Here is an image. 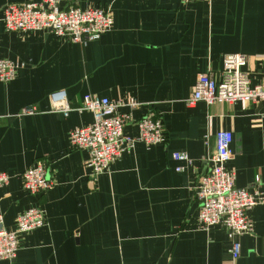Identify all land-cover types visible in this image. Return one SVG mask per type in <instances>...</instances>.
Listing matches in <instances>:
<instances>
[{
    "label": "crops",
    "instance_id": "0c3cea01",
    "mask_svg": "<svg viewBox=\"0 0 264 264\" xmlns=\"http://www.w3.org/2000/svg\"><path fill=\"white\" fill-rule=\"evenodd\" d=\"M23 1L38 0H0V58L18 65L0 81V172L9 175L0 215L11 230L19 212L41 206L46 221L0 264H264V202L248 209L250 231L232 260L226 231L199 226L195 197L213 135L225 129L235 186L264 198V102L184 103L197 76L219 70L230 53L245 55L252 82L264 78V0H75L112 17L111 28L86 44L6 30L4 5ZM57 89L74 108L66 117L50 111L48 94ZM85 93L122 101L118 111L135 119L159 117L165 142H136L107 172L90 175L88 150L69 140L91 121L77 109ZM28 105L39 111L19 114ZM123 133L135 136L136 127L128 123ZM175 151L188 161L172 158ZM39 159L53 186L30 194L20 174Z\"/></svg>",
    "mask_w": 264,
    "mask_h": 264
},
{
    "label": "built area",
    "instance_id": "2783aa9c",
    "mask_svg": "<svg viewBox=\"0 0 264 264\" xmlns=\"http://www.w3.org/2000/svg\"><path fill=\"white\" fill-rule=\"evenodd\" d=\"M191 1V0H182ZM8 31H49L55 36L74 43L86 44L97 40L112 26V17L106 8L79 6L75 0H38L8 2L3 7L1 17ZM246 57L240 53L225 55L217 71H207L197 76L191 93L184 100L187 107L201 101L213 103H235L237 101L264 102V78L252 82L243 69ZM17 63L0 58V81L8 82L14 77ZM50 111L59 112L64 117L74 108L70 105L64 89L53 90L48 94ZM122 101H113L105 96L85 93L81 98L83 109L91 113V121L72 129L69 140L76 149H87L85 166L90 175L107 172L113 160L134 143L145 145L164 143L166 133L162 121L152 114L135 119L128 112L120 113ZM131 107L136 103H126ZM39 110L28 105L19 114H33ZM3 115L0 114V118ZM132 123L136 127L135 136L125 135L123 128ZM213 151L208 155L209 166L195 185L198 201L197 219L202 229L220 226L228 238V254L232 260L240 252L239 237L250 231L247 211L264 198L250 193L245 188L236 187L235 172L227 166L233 157L230 144L232 133L219 129L213 135ZM172 158L188 161L187 153L175 151ZM181 170L180 166L175 168ZM23 188L30 194L50 189L53 181L46 174L45 162L37 160L20 174ZM9 175L0 172V185L6 183ZM258 177H255V182ZM45 211L41 206L30 207L19 212L14 219V228L8 230L0 215V260L14 258L20 236L45 224Z\"/></svg>",
    "mask_w": 264,
    "mask_h": 264
}]
</instances>
